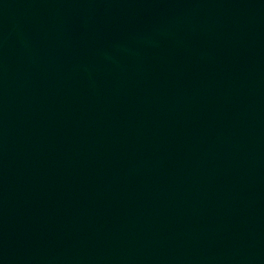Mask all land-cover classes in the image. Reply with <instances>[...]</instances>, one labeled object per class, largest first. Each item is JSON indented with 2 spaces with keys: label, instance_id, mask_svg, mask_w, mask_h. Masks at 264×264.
Segmentation results:
<instances>
[{
  "label": "water",
  "instance_id": "water-1",
  "mask_svg": "<svg viewBox=\"0 0 264 264\" xmlns=\"http://www.w3.org/2000/svg\"><path fill=\"white\" fill-rule=\"evenodd\" d=\"M0 264H264V0H0Z\"/></svg>",
  "mask_w": 264,
  "mask_h": 264
}]
</instances>
